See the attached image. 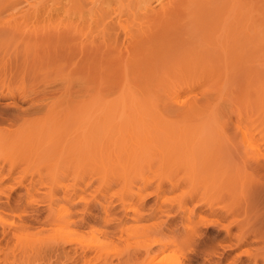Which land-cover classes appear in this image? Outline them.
I'll return each mask as SVG.
<instances>
[{"label": "rangeland", "instance_id": "1", "mask_svg": "<svg viewBox=\"0 0 264 264\" xmlns=\"http://www.w3.org/2000/svg\"><path fill=\"white\" fill-rule=\"evenodd\" d=\"M17 1L18 0H15V1L14 0H0V56L5 58V59H3L2 57H0V88L1 89L3 88L2 90H5V91H7L9 89L12 91L15 90V92H14L15 95L13 96V98H11V97L0 98V112L4 113V115L2 114L3 115L2 118H0V143L2 142V144H0V149H1V147L3 148L2 150H0V165H1L0 166V179H2V180H0V182H1L0 183V264H80V263L81 264H91L93 262H94L93 264H108V263H110V264H175L176 262H178L179 264H181V263L182 264H264V258H262V257H264V205H262V204H264V195H262V194H264V172H261V170L264 171V165H262V166L260 165L261 164L260 162H262V164H264V155H261L260 158L258 159L259 163L252 161V163H253L252 164L248 159H246V157H247L246 153H247V155L249 154V157H250V151L251 150L246 148V147L244 148L245 144H243L242 141L240 140L241 136H240V133H238V131L240 129L241 130L245 129L244 132L248 131V135L246 132L245 133H246V135L249 139V142L251 144L250 148L256 149L258 152H261L262 154H264V142H262V141H264V138H262V137H264V131H262V127H264V122H262V121H264V120L259 122V120H261L260 117L262 119H264V113L261 112V107L258 106V104L260 105V103H258V101L256 99L258 96L257 97L253 96V94L256 92L255 89H257L258 87H259L258 88L259 90L257 89L258 91H261V89L264 90V86H262V85H264V82H260V79H262V81H264V48H261L260 51H256V52H252V50L255 51V49H257V48H255V49L249 48L251 50V52H249V53L247 52L250 55H247L249 58L246 60L247 61L249 60L250 63H249V61L246 63L247 69L246 68L240 69V67H238L240 65L242 67H245V66H243V65H245L244 63L246 62V60L244 61V57H245L244 56L243 58H241L242 61L240 60L241 62H244V63L239 62L237 65L238 69H240L242 71L237 70V75H236L237 77L233 76L234 78H233L232 82H231L232 79L230 80V77H229L230 81L228 80L229 81L228 83L231 82V84H229L231 87H228V83L225 84V85H227L228 88L226 86H223L224 88L226 87L227 90L223 89L224 93H222V91H221V93H220L222 95L221 99L219 98L220 96L217 97L218 93L215 91V90H217V88L212 89L217 93V95L214 97L219 98L217 101L216 100L217 98L214 99L212 97V99H214V102L217 101V104H218V102L220 105L222 104L221 107L223 106V103H225V102L227 103V104L226 103L224 104V106H225V108L223 107L224 111L220 107L222 110L223 116H221L222 114L219 113L220 117H219V119H216L217 122H218V120L219 121L221 120L218 123H220L219 128H220V126L221 127L223 126L222 128H220L223 130H220L219 133L216 132V133L211 134L214 137V139L212 138V142L210 141L211 139L208 140L209 145L211 147L208 145V141L205 142L207 144L202 143V145H201V143L198 142L199 144L197 146L199 147V149L197 147H195L196 150L194 149L195 153H196V151H198L197 152L198 155H197V153L196 154L194 153V155H193V158L195 157L197 160V157H198V160H199V161L197 160L198 161L197 162L195 160V158L193 159L196 162L197 170L194 167L195 165L193 166L190 164L191 167L193 166L191 168V170L193 169V171L195 172L194 177L192 176V174L190 176L194 179L192 181V180H190V177L189 178H187L188 176L184 177L185 174L187 175L188 173H191L190 171H188L189 168L186 169V166L184 164V162H186V157H185V161H184V158H182L181 156H179V157L182 159V161H180L178 159V157H176L177 155H181L183 153V150L181 151L179 149V151L182 152V153H179V151L177 150L178 149L177 147H176L177 149H174L175 151L171 148L173 146L169 147V148H171V150L168 149L167 143H168V140L171 141V139L167 138V140L165 142V141H163L164 138L162 139L159 136V138L156 139V137H155V139H152L153 141L150 140L151 143L149 141H148L149 142L148 143L145 140L146 138L144 139L143 138L144 136L142 134H139V136H141V137L140 138L137 137V138H139L137 141L133 137V140H134L133 141L132 137H130V135H132L133 132H130V134L128 132L129 139H128V134L126 132L124 133V131L120 132V134L122 133L120 136L118 133V125H119V124H117L118 122L116 123V125H114L115 124L114 121H113L114 123H112L111 121H106L104 123L105 124L104 125L103 124L104 120L102 121V119H100V118L97 119V117H95L94 119L91 118L90 121H93L91 123L89 121L91 126L89 125V127L87 126L88 128L86 127L87 129L85 128L87 130V132H89V130L91 129L90 133H89L91 135V137L88 138V135L86 137L84 135V134H87L86 132H84V134L82 133V129H84V128L83 127L80 128V124L77 125L78 124V121H76L77 118L76 119L73 118L74 117L73 113L76 112L75 109H78V106H79V109L81 107V105H79V104L82 103L84 106V104H86L87 101H88L87 103H90L89 102L90 97L92 98V96L96 95V93L94 94L95 89L97 90V94L101 93V95L102 96L104 95L105 98L108 96V98H106V99H109L110 97L111 98L114 97L118 91V88H117L118 86L116 87V85H114V83L108 84L109 85L108 86V85H105L106 81L103 82V84H102L103 79L101 80V77L106 76V75H104V76L102 75L103 71H104L102 69L107 68L108 66L110 68V65L112 66V63L110 64V62H108V61H106V62L101 61L100 64L101 63L102 64L101 65L98 64L100 66V69H98L99 66L97 68H95V66H97V65L94 66V64L96 62L97 63L99 62V58H96V56L94 55L93 57H95V58L92 59L94 61V63L92 62V64H91L89 61V59L92 58V55H91L89 59L87 56L84 57L85 59L83 58L84 60H86V62L82 60L81 62H83V63H81V62L79 63L82 68L80 66H77V68L74 67V65L77 64L76 61L78 60L75 58V55H73V57L71 56V54L76 53V50H74V48H76L74 45L75 41H74V39L71 40V37H69L70 35L68 36V35L64 34V37L66 38V40H65V38L62 36V34L64 32L63 31H62L63 33L60 32L62 34H59V32H58L62 29L60 24L58 25L59 20L61 21V19H62V18L60 19V15H61L60 12L62 10L61 5H65L67 8L66 9L67 11L64 10V12H66V13L63 12L65 15V14H67V12H71V11H68V7L70 9V6H71L70 3L72 0H69V2H68V0H66V1L65 0H61V1L60 0H56V1L55 0H47V1H49L47 3H50V1H51L52 4H49V6H51V8L53 7L52 9L49 7L50 10H48L47 13L37 14L39 16H37V15L32 16V14H30V15L26 14L25 15L26 18L22 14L23 12L22 13L19 12L20 11L19 9H21V7H22L21 10H23L24 8L26 9V6L29 7L28 5L30 3L32 4V2L34 0H31V1L28 0V2H27V0H24V1H26L25 4H24L23 0H22V4H21V0H19L20 5L15 4V2L19 3ZM57 1L59 2V4L57 3ZM253 1H256V0H253ZM261 1L264 2V0H261ZM261 1H259V3L255 2L254 4L255 5L256 4L264 5V4H262ZM66 3H68V5ZM13 4H15V5H13ZM9 6H11V7H9ZM15 6H17V7H15ZM49 11H50V13H49ZM76 11L72 14L73 18H75L76 16L79 15ZM63 13H62V15H63ZM40 14H41V17H40ZM20 15H21V17H20ZM22 15L24 18L22 17ZM62 15H61V17H62ZM72 15H71V17H72ZM17 28H19V29H17ZM13 29H14V32H13L14 34L12 33ZM55 29H57L56 30L57 32H55ZM17 32L19 33L18 35H16ZM28 32H29V34H27ZM36 34H38V36ZM28 35H30L32 38H30V36H28ZM15 36H17V37L20 36L18 38V40L20 39L19 42L16 41L17 38ZM59 36H61V37H59ZM66 36L69 37L70 39L67 38ZM22 37H24V38H22ZM57 37H58V41H57ZM21 39H24V41ZM30 39H32V40H30ZM21 41H23V42H21ZM65 41H67V42H65ZM59 42H61V44ZM66 44H67V46H66ZM59 46L63 47V48L60 47L61 50H64V51L67 50V51H65L66 52L65 53L66 58L68 59V57L70 58V56H71V58H70L72 60L71 66L76 68L75 70H73L74 73L71 74V77H70V73L73 72L71 70L73 67L71 68V66L68 65V63H69L68 61H70V59L67 61L68 63L66 64L65 62L67 59L64 57H61L60 54H62V53H60L61 50H60ZM26 47H28V48L30 47L29 50H26L27 49ZM66 47H67V49H66ZM252 47L254 48V45ZM26 51H29V52H26ZM64 51H63V54H64ZM4 54H5V56H4ZM63 54H62V56H63ZM25 55H26V57H25ZM67 55H68V57H67ZM14 57H16V58L14 59ZM77 57H78V55H77ZM1 58H2V60H1ZM7 58H9V59H7ZM63 59L64 60L66 59V60L63 62V61H61ZM11 62H13V63H11ZM20 63L22 64V66ZM108 63L110 65H108ZM248 63L250 64V67L247 66ZM64 64L66 66H64ZM82 64H83V66H82ZM85 64H87V65H85ZM4 65H5L6 69L3 68ZM16 65L21 66L20 69ZM103 65H105V66H103ZM68 66L71 69H69V68L67 69ZM88 66H90V67H88ZM12 67H13V69H12ZM63 67H66V68H63ZM78 67L81 68L80 72H79L80 68H78ZM237 67H236V69H237ZM64 70H65V72H64ZM98 71L99 72L102 71V72L99 73ZM107 71L108 70L106 69L104 71V73L107 74ZM243 71H245V73ZM246 71L249 73V76H248L249 79H248V77H246L248 74ZM79 73L81 74L80 78L82 77L81 78L82 80L80 78H78ZM82 73H84V76ZM250 73H251V75H250ZM60 74H63L64 76L63 75L61 76ZM67 74L69 75V77H68L69 80L66 78L68 76ZM74 74H75V77H77L76 79H75V77L72 78L74 76ZM10 75H12V76H10ZM65 75H66V77H65ZM60 77L62 79L65 78V80L61 81ZM231 78H232V76H231ZM75 80H77V82H78V83L77 82L76 83L79 85V89H78V85L77 86L75 85L76 84L74 82ZM83 80H85V81H83ZM89 80H91L93 83H96L98 87H95L96 85H94ZM108 80H107V82H108ZM249 80L252 82V84H251V82H249ZM253 80H255V82H258V83H255L256 84L255 85ZM68 81L71 82V85H70V83H68ZM110 82H112V81H110ZM7 83H8V86H7ZM72 83H74V84L72 85ZM91 83L94 85L93 88L91 87L93 85L89 86V84H91ZM247 83H250L251 86L254 85L255 87L252 86L250 89V85L248 84L249 85L248 86ZM83 85H84V87H83ZM246 85H247V90H245ZM11 86H12V88H10ZM72 87H73V91H72ZM1 89H0V92L2 91ZM65 89L71 90V91H69V93H68V91ZM53 90H56V93L53 92ZM202 90L205 91V90H209V89H204V88L193 89L194 93H192L193 91L185 90L186 93L184 92L183 94H181L182 96L180 95V97H182L184 99H180V100L188 101L189 99H192L191 97H189V95H191L192 97L196 96V98L198 97L197 99H199L201 97L200 95L202 94L201 93ZM225 90H226V92H225ZM65 91H66V93H65ZM76 91H78V92H76ZM248 91L250 93L247 95H249V97L251 96V100H254V101L250 100L252 102V104L255 103V105H253V106H251V102L249 101V99H247L249 97L247 95L244 96L246 94V92H248ZM251 91H253V94ZM41 92H43V93L41 94ZM45 93L48 96H46ZM74 93H76V94L78 93L79 95L77 94V96H76ZM211 93H213V91ZM60 94L61 95L63 94L62 97ZM214 94H212V96ZM224 94H227V95H224ZM235 94H238L237 96H239V97H236ZM257 94H259V93H257ZM54 95H56V96H54ZM65 95H67V96H65ZM68 95H69V98L67 100L66 97H68ZM58 96L60 98H58ZM83 97H84V99H83ZM252 97H254V98L252 99ZM244 98H245V102L243 101ZM35 99H37L38 101H36ZM42 99H46V101L43 103H45L47 106L45 104H43L44 106L41 104ZM57 99H62V100H60V102L61 101L62 102L59 103V100H57ZM75 99L78 101L82 100V102L79 101L80 103L79 102L77 103V101ZM85 99H87V100H85ZM31 100H33V101L35 100V102H37V103H34L36 106L34 104H31V102H30ZM47 100H48V103H47ZM84 100H85V102H84ZM258 100H260V99H258ZM11 101L15 102V105H13L15 107H13L12 105L10 106L8 104ZM65 101H66L67 105L65 104ZM222 101H223V103H222ZM255 101H257V102H255ZM249 102H250V104H249ZM49 103L50 104L52 103L51 105H53L54 108L52 107L49 109V105H50ZM69 103H70V105H69ZM231 103L233 106L231 105ZM228 104H229V106H227ZM5 105L6 106L9 105V106L6 107ZM33 105L38 110H35L36 108H33L34 107ZM74 105H77V106H74ZM255 106H257L258 108ZM69 107L73 108V110H74V111L72 110L73 113H70V115H69V111H71V109L69 110ZM86 107H87V105H86ZM158 107L160 109L162 108L159 105H158ZM252 107H254L255 109L257 108L258 112H257V110L255 111L254 108L252 109ZM61 108L62 109L65 108V109L62 111ZM59 109H61V110H59ZM249 109H250V111H249ZM19 110H20L21 114L19 113ZM48 110H50V111H48ZM225 110L228 113L225 112ZM252 110H254V113ZM2 111H4V112H2ZM86 112H88L87 109H86ZM216 112H218V111H216ZM256 112H257V114H255ZM66 113L69 117L66 115ZM83 113H85V111L81 112V114H82L81 116H83V118H84L85 115H83ZM229 113H230V115H229ZM250 113H251V115H250ZM64 114L66 116H64ZM75 114H80V113H75ZM87 114L89 116V113H87ZM237 114H238V117H237ZM42 115H44V116H42ZM47 115H48L50 120H48ZM227 115H229V116H227ZM15 116L16 117L18 116L16 121H15V119H16ZM81 116H79L80 120H82ZM88 116H87V118H88ZM256 116H258V117H256ZM10 117H12V118H10ZM19 117H23V118L20 119ZM79 117H78V120H79ZM61 118L63 119L62 120L63 122L60 120ZM51 119L54 120V121L52 120V122H54V123L51 122ZM64 119H66V120L64 121ZM251 119H253V120L251 121ZM58 120H59V123H58ZM80 120H79V122H80ZM88 120H89V118H88ZM100 120H101V122H100ZM256 120H257V122H256ZM84 121H86V120H84ZM98 121H99V123H96ZM223 121H225V122H223ZM67 122H69V123H67ZM94 122H95V124H94ZM261 122H262V125H260ZM85 123L86 124L83 123V125H87L88 122H85ZM109 123H111L112 126L114 125L115 128H113L112 126H109ZM237 123H238V125H237ZM253 123L254 124L256 123L255 126ZM56 124H58V125H56ZM66 124H69L70 127ZM223 124L226 125L225 128H224ZM51 125H53V127ZM72 125H74V126H72ZM76 125H77V127H76ZM102 125H103V127H102ZM66 126H68V127H66ZM104 126H105V128H104ZM77 128L81 129V131H79V129H77ZM102 128H104V129H102ZM217 128H218V126H217ZM236 128L239 130H237ZM258 128H261V130ZM21 129H24V130L22 131ZM69 129H71V130H69ZM74 129L78 130L79 132H77V131L75 132ZM62 130H64L63 133H61ZM103 130H107V131H105L108 134V136L106 135L107 136L106 138L104 136V134H106V133H104V134L102 133ZM33 131H35V132H33ZM44 131H46V132L44 133ZM261 131H262V133H261ZM70 132H72V133H70ZM80 132H81V134H79ZM108 132H110L111 135ZM228 132H230V133L228 134ZM258 132H260V134H257ZM41 133H43V134H41ZM67 133H69V134L66 136ZM73 133H76V134H74V136H73L72 135ZM233 133L236 135V137H235V135H233ZM33 134H35V135H33ZM48 134H49V136H48ZM78 134L80 137H78V136L76 137V135H78ZM18 135L20 136V138ZM41 135H43V136H41ZM113 135H114V137H113ZM258 135H260V136H258ZM31 136H32V138H31ZM34 136H36V137H34ZM83 136L86 137V142H88V141H89L88 143L91 142V145H89L88 143H85V139H82ZM97 136H99V138H100L99 140H98ZM100 136L101 137L104 136V137L101 138ZM230 136H232V137H230ZM73 137H76L77 140L76 139L74 140ZM108 137H111V138H108ZM115 137H117L116 141L114 140ZM1 138L3 139V141ZM8 138H9V141H8ZM25 138H27V139H25ZM63 138H65V140H63ZM141 138H143V139H141ZM232 138H235V139L232 140ZM48 139H50L51 142ZM223 139H225V140H223ZM258 139H260V140H258ZM40 141H42L43 143ZM48 141H49V144H48ZM61 141H62V144L60 143ZM75 141L79 142V143H76ZM98 141H100L101 143ZM113 141H115V142H113ZM122 141H124V142H122ZM127 141L129 143H127ZM188 141H190V140H188ZM134 142L136 144L135 146H134ZM162 142H165V143L162 144ZM3 143H5V144H3ZM64 143H66V144L64 145ZM131 143H132V145H131ZM141 143H142V145H144V146H142V148L144 147L145 150L147 151V153L145 150L141 151L142 150ZM173 143L175 144L176 142L173 141ZM191 143H192V141H191ZM45 144H47V146ZM79 144H82L81 151L79 150L81 145L77 146ZM87 144L89 145L88 146L89 148L86 147ZM127 144L128 145L130 144L129 145L130 147ZM151 144H153V145H151ZM186 144L190 145L188 142ZM203 144L205 147L203 146ZM171 145H173V144H171ZM227 145H229V146H227ZM59 146H60V149H59ZM113 146H114V149H113ZM202 146L205 148V150L203 149ZM46 147H49V148H47V151L45 150ZM62 147L65 149L62 150ZM77 147H79V148H77ZM90 147H91V149H90ZM137 147H139V148H137ZM5 148H6V150H5ZM105 148H107V149H105ZM108 148H109V150H108ZM132 148H133V150H132ZM155 148L159 149V150H157V152H156ZM225 148H226V150H225ZM84 149H86L85 152H84ZM98 149H99V151H98ZM58 150H60V152L62 150L63 153L57 152ZM64 150L68 151V153ZM107 150H108V152H107ZM117 150H119V151L116 153ZM232 150H233V153H232ZM3 151H5V152H3ZM87 151L88 152L91 151V152L88 153ZM134 151H136L137 155L139 153L140 154L142 153L141 155H143V153H146L147 159H144V160H147L148 162L147 161H146L147 163L141 162L143 159V156L140 157V155H139L137 157V155H136V157H134L135 156ZM227 151H229V152H227ZM247 151H249V153ZM80 152L81 153L84 152V153L81 155ZM158 152H161V154ZM168 152L169 153L174 152L175 154L176 153L177 154H176V156L174 154L173 155L171 154V156H170V154ZM87 153L90 155V157H91V158L89 157L90 159L88 158ZM98 153H99V156L101 155L102 160L100 159V157L98 159V156H96V154L98 155ZM164 153L167 154L168 156L165 155ZM226 153L228 155H226ZM244 153H245V155H243ZM27 154H29V155H27ZM39 154L41 156H43V155L44 156L41 158V156H39ZM104 154L107 155L108 157L105 156ZM111 154H113L114 156L111 157L112 156ZM59 155H60V160L58 159ZM128 156L129 157L132 156V157L129 158ZM212 156L214 158H212ZM244 156H246V157H244ZM31 157H33V159H31ZM51 157H53V158H51ZM56 157H58V158H56ZM114 157L116 158V162H114L115 161ZM121 157H122V160H121ZM169 157L170 158L173 157V159H176L177 161L175 160V163L176 162L177 163L174 164L172 162L173 159L170 160ZM209 157H210V159H209ZM231 157H233V158H231ZM238 157H240V158H238ZM242 157H244L245 160ZM35 158H36V160H35ZM50 158H51V160H50ZM95 158H97L98 162L100 161L99 164L97 163ZM112 158H113V160H111ZM125 159H127V160H125ZM189 159H187L188 160L187 163L188 162L191 163L189 161ZM228 159H233V160L230 161ZM239 159H241V160H239ZM93 160L95 161V164H94ZM105 160H108V161L110 160V161L108 162ZM117 160H119V162ZM178 160L180 161L179 166H178V164H179ZM243 160L245 162H243ZM57 161H59V162H57ZM124 161L125 162L127 161L128 163L126 162V165H125ZM229 161L232 163H229ZM4 162H6V163H4ZM54 162H55V164L56 163H58V164L55 165ZM74 162H75V164H74ZM117 162L119 164H121V167L119 166V164ZM181 163H182V165H181ZM243 163H244V165H243ZM248 163H249V165H248ZM109 164L111 166H109ZM188 164H187V167H188ZM208 164L211 165L210 169H208V167H207V166H209ZM232 164H233V166H232ZM44 166H46L47 168H45ZM182 166H183V168H182ZM198 166H199V168H198ZM232 167H233V169H232ZM259 167L262 169H259ZM249 168H251V169H249ZM4 169H5V171H4ZM122 169L124 170V173H123ZM234 169H235V171H234ZM107 170H108V172H107ZM177 170L179 172L180 171L181 172L179 173ZM208 170H209V172H208ZM212 170H214V171L212 172ZM120 171H121V173L119 174L118 172H120ZM182 171H183V173H182ZM222 171L224 173H221ZM104 172L107 173V174H105L106 176L103 175ZM253 172H254V174H252ZM116 173H118V174H116ZM123 174H125V176L127 177L126 179H123L124 178L122 176ZM174 174H176V175H174ZM196 174L199 176H197ZM211 174H213L212 177H214V179L211 177ZM256 174H258V175H256ZM5 175H6V177H5ZM219 175H221L223 178L221 179L220 178L221 176H219ZM254 175H256V176H254ZM206 176H208L210 179L208 177L206 178ZM249 176H251V177L253 176V179ZM129 177H130V179H129ZM180 177L184 178L182 181L183 182L182 186L179 185L174 189H173V187L171 188L170 183H169L170 180L174 179V178L179 180ZM181 178H180V181L182 180ZM196 178L198 180H196ZM205 178H206V181H205ZM211 178L213 181H210ZM216 178L217 179L220 178V180H216ZM159 181H161L160 183L162 184V186H164L163 188L165 190H163L162 188H160V190H158L159 187H156V186H159L158 185ZM190 181H191V183H190ZM200 181H202L203 183L205 181L204 184L206 187H204V185H202L203 183ZM142 182H143V184H142ZM188 182H189L190 187L188 186ZM212 182L215 183V184L213 183V185H215V186L220 185L219 188H217L218 186H216V187L214 186L216 191H214L215 190L214 188H213L214 190L212 188H207L208 184L212 183ZM156 183H157V185H156ZM185 183H186V185H185ZM195 183H198V184H195ZM151 184H153V186ZM161 184H160V186H161ZM192 184L195 186H193ZM257 184L260 185L261 187L258 186ZM183 185H185V188H183ZM142 186L145 190L142 188ZM149 186H150V188H149ZM198 186H201V188L198 189L199 188ZM77 187H82L79 195L81 196V198H83V200L80 201L77 205H75V208H74V205H72L74 203L72 201H74V198L76 197V195H74L76 193H74V192H76ZM84 187H86V188H84ZM210 187H213V186H210ZM154 188L158 191H156ZM204 188L205 189L207 188V189L205 190ZM239 188H241V191H239L240 190ZM256 188H257V190H256ZM70 189L72 191H70ZM195 189L200 190V191H195ZM67 190L69 193L67 192ZM140 190H141V192H140ZM153 190H155V192H153L155 195L152 193ZM161 190H163V191H161ZM134 191H136V192H134ZM45 192L48 195H46ZM158 192H162V193L159 194ZM201 192H204V194L202 193L203 197H201ZM188 193H191V194H188ZM209 193H211V194H209ZM222 193H225L226 198H225V195H222ZM232 193H234V194H232ZM197 194H198V197L193 196V195H197ZM62 195L64 196V198ZM68 195H70V196H68ZM146 195H147V198L145 199ZM139 196L140 197L142 196L145 200L141 199L142 197L139 198ZM192 196L195 197V200L198 198L202 202H204V204L199 205L200 206L199 209H193L192 206L195 204L197 205L198 202L195 203L197 201L196 200L194 203H192L194 201ZM261 196H262V198H261ZM163 197L164 198L166 197V198L163 199ZM211 197L214 200H211V202H210ZM223 197H224V199H223ZM67 198L69 200H67ZM136 198H138V199H136ZM207 198H209V199H207ZM139 199H140V201L143 200V203L141 202L143 204V207H142V204H140ZM174 199H176V200H174ZM180 199L181 200H187L188 211L186 213L181 212V211H177V213H176V209H177L176 206H177ZM205 199H207V201L209 200V203L207 201H205ZM70 200H72L71 201L72 203L70 202L71 205H70V203H68V201H70ZM123 200H124V202H123ZM85 201H87V203ZM120 201L123 204H127V205H125V208H127L129 210H127V209H126L127 211L124 210L127 213L122 211L121 207L123 206V204L120 203ZM201 201H199V202H201ZM213 201H214V203H213ZM135 202L139 203L138 204L139 206ZM162 202H163V204L167 203V205L164 206L162 204ZM259 202H260V204H259ZM207 203H208V205H207ZM235 203H237V204H235ZM120 204H122V206ZM152 204H153V206H152ZM155 204H157V206ZM159 204L160 205L162 204V207ZM240 204L242 207L240 206ZM118 205H119V207H118ZM146 205L148 207H146ZM154 206H156L155 207L156 211L153 213ZM166 206H168V207H166ZM205 206H206V208H205ZM207 206L209 207L208 209H207ZM210 206H211V208H210ZM228 206H230V209ZM160 207H161V211H158L160 209ZM165 207L167 208L166 209L167 211L165 210ZM227 207H228V211H226ZM150 208H151V210H153L152 212H151ZM162 208H163V210H162ZM133 209H134V211H133ZM168 209H171L169 211L170 215H172L174 212L175 217L172 215V217H174V219H172V217H170V216H169V219L167 218L168 217L167 216L168 215L167 214ZM206 209L208 210V212L206 211ZM164 210L166 211V214H165ZM59 211H60V213H59ZM67 211L71 213V214L69 213L70 216L67 214ZM163 211H164V213H163ZM225 211H226V213H224ZM65 212H66L67 216L65 215ZM106 212L109 214L108 216L106 215L107 214ZM123 212L125 215L126 214L127 215L126 216L123 215L122 214ZM201 212L202 213L204 212L203 215L201 214ZM236 212H237V214L235 215ZM161 213H163V214H161ZM229 213L231 214V216ZM60 214L61 215L64 214L65 216H61ZM117 214H118V216H117ZM204 214H206V215H204ZM89 215H91V216H89ZM148 215H150L151 217ZM238 215H239V217H238ZM83 216H86V217L88 216V218H89L88 222L86 224H84L83 226H78V225H74V224H71V225L67 224V222H71V220L76 221V220L80 219V217H83ZM31 217H33V218H31ZM91 217H92V219H90ZM58 218H60V219H58ZM131 218H132V220H131ZM170 218H171V220H170ZM119 219H121V220H119ZM165 221L168 225H166ZM168 221H171L170 222L171 224ZM172 221H174L175 223ZM261 221H262V223H261ZM172 223H174V225H172ZM176 223H178V224H176ZM259 223H261V224H259ZM182 224H184V225H182ZM156 225H158V226H156ZM149 226H150V229H152V230H149V228H148ZM169 226H172L171 227L172 229H174L175 227L178 228V231L180 229L183 236L181 235L180 231L178 234V231L176 228H175L176 231L175 230L173 231L171 228H169ZM181 226L182 227L187 226V227H189V230L191 228V231H193L195 229L197 231L195 230V232L193 231V233L192 232L189 233L191 235H188L186 237L188 228L184 227L185 228V231H184V229L183 230L181 229L182 228ZM190 226H192V227H190ZM186 228H187V230H186ZM168 229H169V231L172 230L174 232V233L170 232V234H172V236H174L175 233H177L179 236H181L178 238H180V239L183 238V239L179 240L182 243V244H180L181 246H179V248L177 246L174 247L173 244L171 247L170 243L167 244V246H169L168 248H166L167 247L166 245H165V247H162V244H160L161 246L160 245L159 246L161 247V249L157 244H153V245L150 244V243H152V241H154V239H159L157 237L159 236L158 232L160 230H161V233H167V235H165V236L163 234H160V237H161V235L164 236L163 240H165V237L169 238V236H171V235L168 236V233H169ZM165 230L168 232H166ZM182 231L186 232V233L183 234ZM143 232H145V233L147 232L148 234L145 235V233H143ZM60 233L63 236L62 235L60 236L59 235ZM154 233L155 234L158 233L157 237H156V235H151ZM57 235H59V236H57ZM68 235L73 236V237H71V239L73 238L72 240H75V242L71 241V239H69L70 237ZM184 235L186 237L185 238L186 243L184 242V245H183ZM175 236L177 238V235H175ZM175 236H174V239H175ZM162 237H161V239H159L161 241V243H162ZM101 239H103V241ZM104 239H105V241H104ZM169 239H171V241H173L172 238H169ZM68 240H70V241H68ZM166 240H168V239H166ZM165 241H163V243ZM177 241L178 240L176 239V242ZM179 241H178V243H179ZM174 242H175V240H174ZM82 243H84V244H82ZM95 243H98V244H95ZM105 243L107 246L105 245ZM165 243H167V241ZM82 245L86 246V247H83ZM149 245H152V246H149ZM175 245H179V244L176 243ZM145 246H147L149 249L151 247V249H150L151 251L149 249H145V248H147ZM185 246L186 247L189 246V247L186 248ZM100 247L103 249H101ZM183 247L185 250L183 249ZM164 248H165V250H164ZM32 249H35V250H32ZM37 250H38V252H37ZM146 250H149V252L147 253ZM158 250H159V252H158ZM160 250H162V251H160ZM100 251H102V252H100ZM107 251H109V252H107ZM147 254H149V255H147ZM161 255L163 256V258ZM145 257H146V259H145ZM150 257H151V260H150ZM159 257H161L160 259H162V260L164 259L165 262L160 261ZM105 258H106V261L104 260ZM175 258L177 259L176 261H175ZM85 259H86V261H85ZM87 259L89 260V262L87 261ZM5 260H7L9 262H7Z\"/></svg>", "mask_w": 264, "mask_h": 264}, {"label": "bare ground", "instance_id": "2", "mask_svg": "<svg viewBox=\"0 0 264 264\" xmlns=\"http://www.w3.org/2000/svg\"><path fill=\"white\" fill-rule=\"evenodd\" d=\"M15 1V0H14ZM24 1V0H23ZM29 1H31V0H29ZM56 1V0H55ZM61 1V0H60ZM66 1V0H65ZM253 0H72L71 1V3H70V9H69V7H68V11H71V12H67V14H65L64 15V13H66V12H64V10L65 11H67L66 9V6L65 5H61V12L63 13V15H62V13L60 12V14L62 15V17H61V15H60V19H61V21L59 20V23H58V25L60 24V26L62 27V29L60 30V31H58L59 32V34H62L63 32V34H62V36L64 37V34L65 35H70L69 37H71V40H73L74 39V41H75V47L76 48H74V50H76V53H73V54H71V56L73 57V55H75V58L76 59H78L76 62H77V64L76 65H74V67H76L77 68V66H80V62L83 60V61H85L86 62V60H84L85 58V56H87L88 57V59L90 58V56L92 55V58L91 59H89V61H90V63L92 64V62L94 63V61L92 60V59H94L95 57H93L94 55L96 56V58H99V62L97 63H95L94 64V66L95 65H97V66H95V68H97L99 65H101L100 64V62L102 61H104V62H106V61H108V62H110V64L112 63V66L108 63V65H110V68H109V66L107 67V68H103L102 70H108L107 71V74L109 75H107L106 73H104V71H103V76L104 75H106L105 77H101V80H102V84H103V82H105V85H108V84H113L114 83V85H116V87L118 88V91H117V93H116V95L114 96V97H110L109 99H106V98H108V96L105 98V96L103 95H101V93L99 94H97V90L95 89V92H94V94L96 93V95L95 96H92V98L90 97V103H87L86 102V104H84V106H83V104L81 103V104H79V105H81V107H80V109H79V106H78V109H75V111L76 112H74L73 113V108H70L69 107V110L71 109V111H69V115H70V113H73V115H74V117L73 118H77V120L76 121H78V124L77 125H79L80 124V128H86L87 126L89 127V125H90V123L91 122H93V121H90L91 120V118H95V117H97V119H102V121L104 120V122H103V124L106 122V121H111L112 123H114L115 122V124L114 125H116V123L117 124H119L118 125V133H119V135L121 136V134H120V132H122V131H124V133L126 132L127 134H128V132H129V134H130V132H133L132 133V135H130V137H132V140H133V137H134V139L137 141L141 136H139V134H142L144 137V139L148 142H150V140H152V139H155V137H156V139L157 138H159V136H160V138H164L163 139V141H165L166 142V140H167V138L168 139H171V141L170 140H168V143H167V147H168V149H170L171 150V148L174 150V149H177L178 151H179V149L182 151L183 150V153L181 152V151H179V153H182L181 155H177L176 156V154L173 152V153H169L170 154V156H171V154L173 155H175L176 157H178V159L180 160V161H182V159L179 157V156H181L182 158H184V161H185V157H186V162H184V164H185V166H186V169L187 168H189L188 169V171H190L191 173H188L187 175L185 174V176L184 177H186V176H188L187 178H189L190 176H191V174H192V176L194 177V171H193V169L191 170V168L194 166L195 168H196V170H197V165H196V162H195V160H196V158H195V160H193L194 158H193V155H194V151L196 150L195 149V147H197L198 149H199V147L197 146L199 143H201V145H202V143H204V144H207V143H205V142H207L208 140H210L211 142H212V138L214 139V137H213V135H211L212 133H216V132H220V130H223V129H220V128H222L221 126H220V128H219V124L220 123H218V122H220L219 120H218V122H217V120L216 119H219V113H221L222 115L221 116H223V113H222V110L224 111V108H225V106H224V104L226 103H223V101H222V103H223V106L221 107V105L219 104V102H218V104H217V101H218V99L220 98H222V95L220 94L221 93V91H222V93H224V90L223 89H226V87H227V85H225V84H227L231 79V82L233 81V78L237 75V70H239V71H242V70H240L241 68H246L247 69V67H246V63L249 61H247L246 59H248L249 57L247 56V55H250V54H248L249 52H251V50L249 49V48H251V49H255V48H257V49H255V51L254 50H252V52H256V51H260L261 50V48H264V5H261V4H254L255 2H257V3H259V1H261V0H256V1H253ZM17 2H19V0L17 1ZM27 2H28V0H27ZM46 2V3H45ZM47 2H49V1H45V0H34L33 2H32V4L30 3H28L29 5V7H27L26 5V9L24 8L23 10H21L22 9V7H21V9H19L20 11L19 12H23L22 14L25 16L26 14L28 15H30V14H32V16L34 15V16H36L37 14H39V13H42V14H45V13H47L48 12V10H50L49 9V7L51 8V6H49V4H52L51 3V1H50V3H47ZM64 2V1H63ZM68 2H69V0H68ZM262 2V1H261ZM260 2V3H261ZM26 3V1H24V4ZM57 3L59 4V2L57 1ZM56 3V4H57ZM61 3V2H60ZM15 4H19L20 5V2L19 3H16L15 2ZM15 4H13V5H15ZM21 4H22V0H21ZM67 5H68V3H66ZM262 4H264V2H262ZM4 5V4H3ZM6 5V4H5ZM60 6V5H59ZM9 7H11V6H9ZM13 7V6H12ZM15 7H17V6H15ZM14 8V7H13ZM20 8V7H19ZM28 8V9H27ZM53 8V7H52ZM51 8V9H52ZM47 10V11H46ZM79 14L78 16H76L75 18H73V13L75 12V11ZM58 11V10H57ZM54 12V11H53ZM59 12V11H58ZM20 13V14H21ZM49 13H50V11H49ZM56 13V12H55ZM53 14V13H52ZM23 15H22V17H23ZM71 15H72V17H71ZM37 16H39V15H37ZM43 16V15H42ZM52 16V15H51ZM20 17H21V15H20ZM40 17H41V14H40ZM24 18V17H23ZM25 18H26V16H25ZM49 18V17H48ZM9 27V26H8ZM15 29V28H14ZM14 29H13V31H12V33L14 32ZM17 29H19V28H17ZM57 29H55V32H57L56 31ZM20 31V30H19ZM34 31V30H33ZM63 31V32H62ZM54 32V33H55ZM60 32H62V33H60ZM35 33V32H34ZM37 33V32H36ZM53 33V34H54ZM14 34V33H13ZM19 33L17 32V34L16 35H18ZM27 34H29V32L27 33ZM58 34V33H57ZM56 34V35H57ZM21 35V34H20ZM37 36H38V34H36ZM55 35V36H56ZM27 36V35H26ZM28 36H30V35H28ZM36 36V37H37ZM17 39H16V41L17 42H19V40H18V38L20 37H17V36H15ZM59 37H61V36H59ZM62 37V38H63ZM67 37V36H66ZM69 37H67V38H69ZM22 38H24V37H22ZM27 38V37H26ZM30 38H32L31 36H30ZM61 38V39H62ZM65 38V37H64ZM70 39V38H69ZM21 40H23L24 41V39H21ZM30 40H32V39H30ZM65 40H66V38H65ZM68 40V39H67ZM23 41H21V42H23ZM27 41V40H26ZM25 41V42H26ZM29 41V40H28ZM57 41H58V37H57ZM65 42H67V41H65ZM73 42V41H72ZM60 44H61V42H59ZM58 43V44H59ZM59 44V45H60ZM68 44V43H67ZM67 44H66V46H67ZM28 45V44H27ZM26 45V46H27ZM254 45V48L252 47ZM257 46V47H256ZM61 46H59V48H60ZM259 47V48H258ZM27 49L26 50H29V48L28 47H26ZM61 48H63V47H61ZM61 48H60V50H61ZM66 49H67V47H66ZM70 49V48H69ZM259 49V50H258ZM249 50V51H248ZM63 51L64 50H61L60 51V53H62L63 54ZM65 51H67V50H65ZM64 51V54H63V56H62V54H60L61 55V57H64V58H66V52ZM26 52H29V51H26ZM248 52V53H247ZM15 53V52H14ZM247 53V54H246ZM25 54V53H24ZM78 55V57H77V55ZM16 55V54H15ZM4 56H5V54H4ZM71 56H70V58H71ZM98 56V57H97ZM245 56V57H244ZM0 57H2V56H0ZM25 57H26V55H25ZM60 57V56H59ZM67 57H68V55H67ZM244 57V61L246 60V62L244 63V62H241L242 61V59L241 58H243ZM3 58V57H2ZM2 58H1V60H2ZM10 58V57H9ZM9 58H7V59H9ZM16 57H14V59H15ZM18 58V57H17ZM69 57H68V59L66 60V64L68 63V65L69 66H71L72 64H71V59H70ZM84 58V59H83ZM3 59H5V58H3ZM12 59V58H11ZM24 59V58H23ZM22 59V60H23ZM70 59V61H68ZM75 59V60H76ZM13 60V59H12ZM27 60V59H26ZM25 60V61H26ZM64 59L63 60H61V61H65ZM241 60V61H240ZM10 61V60H9ZM24 61V62H25ZM59 61V60H58ZM68 61V62H67ZM2 62V61H1ZM19 62V61H18ZM62 62V63H63ZM84 62V63H85ZM244 63L245 65H243V66H245V67H242L240 64V66H238V67H240V69H238V67H237V65H238V63ZM6 63V62H5ZM11 63H13V62H11ZM81 63H83V62H81ZM249 63H250V61H249ZM247 64V66L248 67H250V64ZM2 64V63H1ZM4 64V63H3ZM7 64V63H6ZM17 64V63H16ZM21 64V63H20ZM99 64V65H98ZM85 65H87V64H85ZM3 66V65H2ZM16 66H18L19 67V69H20V67L22 66V64H21V66H19V65H16ZM61 66V65H60ZM64 66H66L65 64H64ZM69 66L67 67V69L69 68ZM82 66H83V64H82ZM103 66H105V65H103ZM14 67V66H13ZM13 67H12V69H13ZM73 66H71V68H72ZM69 68V69H71L72 71L73 70H75L76 68ZM81 67V66H80ZM80 67H78V68H80ZM85 67V66H84ZM88 67H90V66H88ZM87 67V68H88ZM236 67H237V69H236ZM3 68H5L6 69V67H5V65H4V67ZM63 68H66V67H63ZM82 68V67H81ZM81 68H80V70H79V72L81 71ZM59 69V68H58ZM98 69H100V66L98 67ZM110 69V70H109ZM236 69V70H235ZM85 70V69H84ZM21 71V70H20ZM62 71V70H61ZM68 71V70H67ZM70 71V70H69ZM235 71V72H234ZM64 72H65V70H64ZM71 72V71H70ZM99 72V71H98ZM102 72V71H101ZM101 72H99V73H101ZM109 72V73H108ZM244 73H245V71H243ZM247 72V71H246ZM10 73V72H9ZM18 73V72H17ZM72 73H74V71L73 72H71L70 73V77H71V74ZM248 73V72H247ZM255 73V72H254ZM69 74V73H68ZM67 74V75H68ZM77 74V73H76ZM83 74V76H84V73H82ZM256 74V73H255ZM22 75V74H21ZM61 76L63 75V74H60ZM78 75V74H77ZM80 73H79V76H78V78H80ZM250 75H251V73H250ZM10 76H12V75H10ZM64 76V75H63ZM231 76H232V78H231ZM234 76V77H233ZM245 76V75H244ZM249 76V73L247 74V76L246 77H248ZM65 77H66V75H65ZM69 75L66 77L68 80H69ZM75 77V74H74V76L72 77V78H74ZM229 77H230V80H229ZM237 77V76H236ZM61 78V77H60ZM77 77H75V79H76ZM82 78V77H81ZM80 78V79H81ZM86 78V77H85ZM109 80H108V79ZM66 79V80H67ZM99 79V78H98ZM247 79V78H246ZM248 79H249V77H248ZM63 80H65V78L64 79H62L61 78V81H63ZM82 80V79H81ZM107 80H108V82H107ZM229 80V81H228ZM71 81V80H70ZM70 81H68V83H70V85H71V82ZM83 81H85V80H83ZM89 81H91V80H89ZM110 81H112V82H110ZM247 81V80H246ZM254 81V84L255 83H258V82H255V80H253ZM257 81V80H256ZM66 82V81H65ZM75 83L77 82V80H75L74 81ZM81 82V81H80ZM79 82V83H80ZM92 82V81H91ZM231 82L230 83H228V87H231L229 84H231ZM249 82H251L250 80H249ZM260 82H264V81H262V79H260ZM9 83V82H8ZM8 83H7V86H8ZM61 83V82H60ZM67 83V82H66ZM78 83V82H77ZM75 84L76 86L78 85V84ZM82 83V82H81ZM84 83V82H83ZM93 83V82H92ZM89 84V86L90 85H96L95 87H98L97 86V84L96 83H93V84ZM98 83V82H97ZM74 83H72V85H73ZM250 85V83H247V85ZM251 84H252V82H251ZM94 85L93 86H91L92 88L94 87ZM206 85V86H205ZM247 85H246V87H245V90H247ZM248 85V86H249ZM256 85V84H255ZM262 85V84H261ZM62 86V85H61ZM109 86V85H108ZM223 86H226L225 88L223 87ZM252 86H254V85H252ZM251 85H250V89H251V87H252ZM260 86V85H259ZM262 86H264V85H262ZM3 87V86H2ZM69 87V86H68ZM83 87H84V85H83ZM90 87V88H91ZM208 87V88H207ZM223 87V88H222ZM227 87V88H228ZM255 87V86H254ZM253 87V88H254ZM10 88H12V86L10 87ZM67 88V87H66ZM70 88V87H69ZM68 88V89H69ZM82 88V87H81ZM91 88V89H92ZM115 88V87H114ZM197 88H204V89H211L210 91L209 90H202V94L200 95L201 97L199 98V99H197L196 98V96H191V95H189V97H191L192 99H189L188 101H182V100H180V99H184V98H182V97H180V95L181 94H183L184 92H185V90H188V91H193V89H197ZM217 88V90L219 91H217V90H215L217 93H218V95H217V93L214 91V90H212V89H216ZM220 88V89H219ZM259 88V87H258ZM257 88V89H258ZM262 88V87H261ZM260 88V89H261ZM1 89V88H0ZM3 89V88H2ZM1 89V90H2ZM7 89V88H6ZM78 89H79V85H78ZM105 89V88H104ZM231 89V88H230ZM249 89V88H248ZM255 89V88H254ZM257 89H255L256 90V94L254 93L253 94V91H251L252 92V94H253V96H258L256 99H257V101H258V103H260V105L258 104V106L259 107H261V112L262 113H264V90H262L261 89V91H258ZM40 90V89H39ZM42 90V89H41ZM65 90H67V89H65ZM109 90V89H108ZM107 90V91H108ZM227 90V89H226ZM226 90H225V92H226ZM233 90V89H232ZM5 90H2L1 92H0V98H8V97H11V98H13V96L15 95V90H7V91H5ZM17 91V90H16ZM20 91V90H19ZM45 91V90H44ZM60 91V90H59ZM58 91V92H59ZM62 91V90H61ZM68 91V93H69V91H71V90H67ZM72 91H73V87H72ZM195 91V90H194ZM194 91L192 92V93H194ZM213 91V93H211ZM18 92V91H17ZM24 92V91H23ZM49 92V91H48ZM53 92H55L56 93V90H53ZM75 92V91H74ZM76 92H78V91H76ZM100 92V91H99ZM196 92V91H195ZM208 92V93H207ZM21 93V92H20ZM43 92H41V94H42ZM47 93V92H46ZM45 93V94H46ZM50 93V92H49ZM60 93V92H59ZM58 93V94H59ZM65 93H66V91H65ZM67 93V94H68ZM186 93V92H185ZM215 93V94H214ZM250 92L248 91V92H246V94L244 95V96H246L247 94H249ZM257 93H259V94H257ZM22 94V93H21ZM48 94V93H47ZM46 94V96H48ZM52 94V93H51ZM76 96H77V94L76 93H74ZM199 94V93H198ZM212 94H214L213 96H212ZM61 95V94H60ZM63 95V94H62ZM62 95H61V97H62ZM79 95V94H78ZM81 95V94H80ZM83 95V94H82ZM100 95V96H99ZM193 95V94H192ZM217 95V97H219V98H217V97H214V96H216ZM224 95H227V94H224ZM236 95V97H239V96H237L238 94H235ZM234 95V96H235ZM26 96V95H25ZM54 96H56V95H54ZM65 96H67V95H65ZM84 96V95H83ZM86 96V95H85ZM102 96V97H101ZM182 96V95H181ZM185 96V95H184ZM242 96V95H241ZM240 96V97H241ZM248 97H249V95H247ZM64 97V96H63ZM72 97V96H71ZM188 97V96H187ZM212 97L215 99V98H217L215 101L216 102H214V99H212ZM228 97V96H227ZM235 97V98H236ZM58 98H60L59 96H58ZM68 98H69V95H68V97H66V99L68 100ZM86 98V97H85ZM179 98V99H178ZM224 98V97H223ZM254 97H252V99H253ZM83 99H84V97H83ZM92 99V100H91ZM106 99V100H105ZM175 99V100H174ZM227 99V98H226ZM247 99H249V101L251 100V96L249 97V98H247ZM258 99H260V100H258ZM36 101H38L37 99H35ZM35 100L33 101V100H31L30 102H31V104H34V103H37V102H35ZM57 100H59V103H61L60 102V100H62V99H57ZM76 100V99H75ZM85 100H87V99H85ZM85 100H84V102H85ZM225 100V99H224ZM46 101V99H42L41 100V104L43 105V104H45V103H43V102H45ZM52 101V100H51ZM54 101V100H53ZM70 101V100H69ZM77 101V103L80 101H78V100H76ZM75 101V102H76ZM244 102H245V98H244V100H243ZM251 101H254V100H251ZM250 101V102H251ZM257 101H255V102H257ZM58 102V101H57ZM80 102H82V100L80 101ZM79 102V103H80ZM228 102V101H227ZM250 102H249V104H250ZM47 103H48V100H47ZM74 103V102H73ZM236 103V102H235ZM248 103V102H247ZM10 106L12 105H15V102L14 101H11V102H9L8 103ZM50 104V103H49ZM52 104V103H51ZM50 104V105H51ZM54 104V103H53ZM65 104L67 105V103H66V101H65ZM227 104V103H226ZM8 105V106H9ZM17 105V104H16ZM35 105V104H34ZM33 105V106H34ZM46 105V104H45ZM49 105V109L50 108H52L53 107V105H51L50 106ZM60 105V104H59ZM69 105H70V103H69ZM86 105H87V107H86ZM158 105L159 106H161L162 108L160 109L159 107H158ZM231 105H232V103H231ZM237 105V104H236ZM253 105H255V103L254 104H252V102H251V106H253ZM6 106V105H5ZM8 106H6V107H8ZM30 106V105H29ZM36 106V105H35ZM33 107V108H36V107ZM44 106V105H43ZM47 106V105H46ZM74 106H77V105H74ZM73 106V107H74ZM227 106H229V104L227 105ZM233 106V105H232ZM13 107H15V106H13ZM87 109V111L88 112H86V109ZM222 108V110H221V108ZM224 107V108H223ZM255 107H257V106H255ZM48 108V107H47ZM54 108V107H53ZM236 108V107H235ZM254 107H252V109H253ZM258 108V107H257ZM257 108L255 109V111L257 110ZM62 109V108H61ZM61 109H59V110H61ZM65 109V108H64ZM64 109H62V111L64 110ZM230 109V108H229ZM14 110V109H13ZM35 110H38L37 108L35 109ZM54 110V109H53ZM52 110V111H53ZM58 110V111H59ZM73 110V111H72ZM221 112H220V111ZM236 110V109H235ZM48 111H50V110H48ZM84 112L85 111V113H83V115H85V117L83 118V116H81L82 114H81V112ZM216 111H218V112H216ZM249 111H250V109H249ZM253 111V113H254V110H252ZM2 112H4V111H2ZM225 112H227L226 110H225ZM246 112V111H245ZM257 112H258V110H257ZM257 112L255 113V114H257ZM15 113V112H14ZM19 113H20V110H19ZM75 113H80V114H75ZM87 113H89V116H88V114ZM228 113V112H227ZM260 113V112H259ZM258 113V114H259ZM4 115V113H1L0 112V118H2V116ZM21 114V113H20ZM50 114V113H49ZM55 114V113H54ZM217 114V115H216ZM225 114V113H224ZM261 114V113H260ZM16 115V114H15ZM58 115V114H57ZM66 115H67V113H66ZM65 114H64V116H66ZM226 115V114H225ZM229 115H230V113H229ZM229 115H227V116H229ZM249 115V114H248ZM250 115H251V113H250ZM6 116V115H5ZM42 116H44V115H42ZM51 116V115H50ZM62 116V115H61ZM68 116V115H67ZM79 116H81L82 118V120H80V117H79V120H80V122H79V120H78V117ZM87 116H88V118H89V120H88V118H87ZM259 116V115H258ZM258 116H256V117H258ZM18 117V116H17ZM17 117L15 116V121L17 120ZM47 117H48V115H47ZM46 117V118H47ZM56 117V116H55ZM69 117V116H68ZM237 117H238V114H237ZM236 117V118H237ZM10 118H12V117H10ZM9 118V119H10ZM20 119L21 118H23V117H19ZM37 119V118H36ZM35 119V120H36ZM70 119V118H69ZM72 119V118H71ZM260 119L261 120H259V122L260 121H262V120H264V119H262L261 117H260ZM8 120V119H7ZM46 120V119H45ZM48 120H50L49 119V117H48ZM52 120L53 119H51V122H52ZM56 120V119H55ZM61 121L63 120L62 118L60 119ZM66 119H64V121H65ZM74 120V119H73ZM72 120V121H73ZM84 120H86V121H84ZM226 120V119H225ZM239 120V119H238ZM253 119H251V121H252ZM258 120V119H257ZM257 120H256V122H257ZM3 121V120H2ZM5 121V120H4ZM13 121V120H12ZM19 121V120H18ZM47 121V120H46ZM54 121V120H53ZM69 121V120H68ZM75 121V120H74ZM89 121H90V123H89ZM114 121V122H113ZM229 121V120H228ZM245 121V120H244ZM255 121V120H254ZM7 122V121H6ZM14 122V121H13ZM50 122V121H49ZM63 122V121H62ZM70 122V121H69ZM69 122H67V123H69ZM85 122H88L87 123V125H83V123L84 124H86ZM100 122H101V120H100ZM223 122H225V121H223ZM238 122V121H237ZM262 122H264V121H262ZM262 122H261V124L260 125H262ZM16 123V122H15ZM21 123V122H20ZM30 123V122H29ZM39 123V122H38ZM52 123H54V122H52ZM51 123V124H52ZM58 123H59V120H58ZM71 123V122H70ZM96 123H99V121L98 122H96ZM108 123V122H107ZM43 124V123H42ZM48 124V123H47ZM46 124V125H47ZM50 124V123H49ZM73 124V123H72ZM94 124H95V122H94ZM111 123H109V126H112V124L110 125ZM222 124V123H221ZM254 124V123H253ZM256 124V123H255ZM255 124H254V126H255ZM39 125V124H38ZM56 125H58V124H56ZM66 125H68L69 126V124H66ZM75 125V124H74ZM74 125H72V126H74ZM77 125H76V127H77ZM99 125V124H98ZM105 125V124H104ZM108 125V124H107ZM114 125L112 126L113 128H115L114 127ZM224 125V124H223ZM237 125H238V123H237ZM259 125V126H260ZM17 126V125H16ZM52 127H53V125H51ZM65 126V125H64ZM68 126H66V127H68ZM71 126V127H72ZM85 126V127H84ZM91 126V125H90ZM108 126V127H109ZM217 126H218V128H217ZM225 126L226 125H224V128H225ZM230 126V125H229ZM244 126V125H243ZM37 127V126H36ZM70 127V126H69ZM87 127V128H88ZM102 127H103V125H102ZM19 128V127H18ZM24 128V127H23ZM49 128V127H48ZM51 128V127H50ZM86 128V129H87ZM91 128V127H90ZM104 128H105V126H104ZM104 128H102V129H104ZM111 128V127H110ZM112 128V129H113ZM125 128V129H124ZM256 128V127H255ZM17 129V128H16ZM32 129V128H31ZM34 129V128H33ZM56 129V128H55ZM62 129V128H61ZM73 129V128H72ZM77 129H79V128H77ZM82 129V133L84 134V132H86L87 134H84L86 137H87V135H88V138H90L91 137V135L89 134L90 133V130H89V132H87V130L85 129ZM228 129V128H227ZM231 129V128H230ZM237 129V128H236ZM258 129H260L261 130V128H258ZM257 129V130H258ZM22 131L24 130V129H21ZM46 130V129H45ZM67 130V129H66ZM69 130H71V129H69ZM75 130V132L77 131V132H79V131H81V129H79V131L78 130H76V129H74ZM84 130V131H83ZM126 130V131H125ZM237 130H239V129H237ZM245 130V129H244ZM244 130H239L238 131V133H240V136H241V138H240V140L242 141V143L243 144H245L244 145V148L246 147V148H248V149H250L251 151H250V157H249V154L247 155V153H246V156H244V157H246V159H248L251 163H252V161L253 162H258L259 163V161H258V159L260 158V156L261 155H264V154H262L261 152H258L256 149H252V148H250V146H251V144H250V142H249V139H248V137H247V135H248V131H245L246 133H247V135H246V133L244 132ZM17 131V130H16ZM29 131V130H28ZM41 131V130H40ZM54 131V130H53ZM63 131L64 130H62V132L61 133H63ZM105 131H107V130H103V134L104 133H106ZM227 131V130H226ZM262 131H264V127H262ZM262 131H261V133H262ZM18 132V131H17ZM33 132H35V131H33ZM46 131H44V133H45ZM112 132V131H111ZM233 132V131H232ZM24 133V132H23ZM31 133V132H30ZM50 133V132H49ZM53 133V132H52ZM70 133H72V132H70ZM99 133V132H98ZM97 133V134H98ZM101 133V134H102ZM108 133H110V132H108ZM230 132H228V134H229ZM18 134V133H17ZM32 134V133H31ZM36 134V133H35ZM35 134H33V135H35ZM41 134H43V133H41ZM69 133H67L66 134V136L68 135ZM74 134H76V133H73L72 135L74 136ZM79 134H81V132L79 133ZM79 134L78 135H76V137L78 136V137H80L79 136ZM82 134V135H83ZM129 134H128V139H129ZM136 134V135H135ZM138 134V135H137ZM223 134V133H222ZM257 134H260V132H258ZM47 135V134H46ZM51 135V134H50ZM59 135V134H58ZM61 135V134H60ZM100 135V134H99ZM108 136V134L106 133V134H104V136H105V138ZM110 135H111V133H110ZM109 135V136H110ZM124 135V134H123ZM211 135V136H210ZM233 135H235L234 133H233ZM3 136V135H2ZM16 136V135H15ZM19 136V135H18ZM41 136H43V135H41ZM48 136H49V134H48ZM65 136V137H66ZM85 136H83V138L82 139H85V143H88V142H86V137ZM103 136V137H104ZM136 136V137H135ZM208 136V137H207ZM258 136H260V135H258ZM7 137V136H6ZM17 137V136H16ZM15 137V138H16ZM34 137H36V136H34ZM33 137V138H34ZM38 137V136H37ZM55 137V136H54ZM76 137H73L74 138V140L76 139ZM101 137V136H100ZM103 137H101V138H103ZM112 137V136H111ZM111 137H108V138H111ZM113 137H114V135H113ZM123 137V136H122ZM137 137H139V138H137ZM216 137V136H215ZM230 137H232V136H230ZM229 137V138H230ZM235 137H236V135H235ZM19 138H20V136H19ZM28 138V137H27ZM27 138H25V139H27ZM31 138H32V136H31ZM42 138V137H41ZM69 138V137H68ZM67 138V139H68ZM97 138H98V140L100 139L99 138V136H97ZM116 138L117 137H115L114 138V140L116 141ZM124 138V137H123ZM143 138H141V139H143ZM166 138V139H165ZM224 138V137H223ZM262 138H264V137H262ZM261 138V139H262ZM2 139V138H1ZM37 139V138H36ZM47 139V138H46ZM59 139V138H58ZM161 139V140H162ZM221 139V138H220ZM231 139V138H230ZM235 138H232V140H234ZM22 140V139H21ZM20 140V141H21ZM31 140V139H30ZM42 140V139H41ZM49 141H50V139H48ZM55 140V139H54ZM63 140H65V138H63ZM77 140V139H76ZM110 140V139H109ZM113 140V139H112ZM118 140V139H117ZM160 140V141H161ZM188 140H190V141H188ZM222 140V139H221ZM223 140H225V139H223ZM258 140H260V139H258ZM2 141H3V139H2ZM5 141V140H4ZM8 141H9V138H8ZM7 141V142H8ZM35 141V140H34ZM43 141V140H42ZM42 141H40V142H42ZM47 141V140H46ZM49 141H48V144H49ZM71 141V140H70ZM69 141V142H70ZM84 141V140H83ZM115 141H113V142H115ZM134 141V140H133ZM140 141V140H139ZM153 141V140H152ZM173 141L174 142H176L175 144L173 143ZM190 144V145H187L186 143L187 142ZM191 141H192V143H191ZM236 141V140H235ZM22 142V141H21ZM26 142V141H25ZM33 142V141H32ZM39 142V141H38ZM51 142V141H50ZM74 142V141H73ZM76 142V141H75ZM98 142H100V141H98ZM97 142V143H98ZM103 142V141H102ZM122 142H124V141H122ZM148 142V143H149ZM165 142H162V144L163 143H165ZM171 144H173V145H171ZM199 142V143H198ZM220 142V141H219ZM239 142V141H238ZM237 142V143H238ZM262 142H264V141H262ZM43 143V142H42ZM45 143V142H44ZM59 143V142H58ZM61 144H62V141L60 142ZM76 143H79V142H76ZM83 143V142H82ZM84 143V144H85ZM101 143V142H100ZM104 143V142H103ZM126 143V142H125ZM127 143H129L128 141H127ZM140 143V142H139ZM145 143V142H144ZM143 143V144H144ZM151 143V142H150ZM0 144H2V142L0 143ZM3 144H5V143H3ZM23 144V143H22ZM55 144V143H54ZM66 143H64V145H65ZM69 144V143H68ZM89 145H91V142L90 143H88ZM86 145V147H88L89 145ZM99 144V143H98ZM115 144V143H114ZM121 144V143H120ZM155 144V143H154ZM161 144V143H160ZM204 144H203V146H204ZM18 145V144H17ZM32 145V144H31ZM46 146H47V144H45ZM60 145V144H59ZM63 145V146H64ZM70 145V144H69ZM81 145V146H80ZM122 145V144H121ZM126 145V144H125ZM128 145V144H127ZM130 145V144H129ZM128 145V146H129ZM131 145H132V143H131ZM136 144H135V142H134V146H135ZM151 145H153V144H151ZM208 145H209V141H208ZM212 145V144H211ZM2 146V145H1ZM5 146V145H4ZM22 146V145H21ZM25 146V145H24ZM27 146V145H26ZM50 146V145H49ZM54 146V145H53ZM68 146V145H67ZM66 146V147H67ZM77 146H80V148L79 147H77V148H79V150L81 151V147H82V144H79V145H77ZM115 146V145H114ZM114 146H113V149H114ZM140 146V145H139ZM142 146H144V145H142V143H141V148H142ZM166 146V145H165ZM171 146H173V147H171ZM192 146V147H191ZM200 146V145H199ZM202 146V147H203ZM210 146V145H209ZM227 146H229V145H227ZM239 146V145H238ZM242 146V145H241ZM30 147V146H29ZM44 147V146H43ZM92 147V146H91ZM91 147H90V149H91ZM97 147V146H96ZM130 147V146H129ZM133 147V146H132ZM169 147H171V148H169ZM177 147V148H176ZM190 147V148H189ZM205 147V146H204ZM203 147V149L205 150V148ZM211 147V146H210ZM31 148V147H30ZM39 148V147H38ZM47 148H49V147H46L45 148V150L47 151ZM54 148V147H53ZM89 148V147H88ZM110 148V147H109ZM109 148H108V150H109ZM120 148V147H119ZM126 148V147H125ZM137 148H139V147H137ZM144 148V147H143ZM142 148V150L141 151H143V150H145V148L143 149ZM163 148V147H162ZM201 148V147H200ZM223 148V147H222ZM229 148V147H228ZM3 148L1 147V149L0 150H2ZM41 149V148H40ZM52 149V148H51ZM59 149H60V146H59ZM63 149H65V148H63L62 147V150ZM67 149V148H66ZM83 149V148H82ZM89 149V150H90ZM105 149H107V148H105ZM111 149V148H110ZM127 149V148H126ZM131 149V148H130ZM156 149V148H155ZM195 149V150H194ZM197 149V150H198ZM224 149V148H223ZM242 149V148H241ZM5 150H6V148H5ZM56 150V149H55ZM62 150H61V152H62ZM94 150V149H93ZM108 150H107V152H108ZM121 150V149H120ZM123 150V149H122ZM132 150H133V148H132ZM140 150V149H139ZM138 150V151H139ZM157 150H159V149H156V152H157ZM169 150V151H170ZM172 150V151H173ZM208 150V149H207ZM225 150H226V148H225ZM229 150V149H228ZM231 150V149H230ZM42 151V150H41ZM40 151V152H41ZM64 151H66V150H64ZM86 151V149H84V152ZM96 151V150H95ZM98 151H99V149H98ZM112 151V150H111ZM119 150H117L116 151V153L118 152ZM129 151V150H128ZM146 151V150H145ZM165 151V150H164ZM175 151V150H174ZM243 151V150H242ZM3 152H5V151H3ZM7 152V151H6ZM32 152V151H31ZM39 152V151H38ZM57 152H60V150H58ZM60 152V153H61ZM67 153H68V151H66ZM83 152V153H84ZM88 152V151H87ZM91 151H89L88 153H90ZM93 152V151H92ZM106 152V153H107ZM113 152V151H112ZM121 152V151H120ZM124 152V151H123ZM198 151H196V153H197ZM227 152H229V151H227ZM244 152V151H243ZM248 153H249V151H247ZM45 153V152H44ZM47 153V152H46ZM63 153V152H62ZM83 153H81L80 152V154L82 155ZM87 153V154H88ZM114 153V152H113ZM125 153V152H124ZM123 153V154H124ZM134 153H135V156L134 157H136V155H137V153H136V151H134ZM146 153H147V151H146ZM146 153H143V155H141L140 153L137 155V157L140 155V157H142L143 156V159H142V161L141 162H145V163H147L148 161L147 160H144V159H147V154ZM158 153H160L161 154V152H158ZM195 153V154H196ZM204 153V152H203ZM232 153H233V150H232ZM252 153V154H251ZM58 154V153H57ZM65 154V153H64ZM92 154V153H91ZM102 154V153H101ZM146 154V155H145ZM165 154V153H164ZM27 155H29V154H27ZM34 155V154H33ZM56 155V154H55ZM105 155V154H104ZM112 156L111 157H113L114 155L113 154H111ZM126 155V154H125ZM145 155V156H144ZM165 155H167V154H165ZM197 155H198V153H197ZM206 155V154H205ZM215 155V154H214ZM226 155H228L227 153H226ZM231 155V154H230ZM243 155H245V153L243 154ZM36 156V155H35ZM39 156H41L40 154H39ZM44 156V155H43ZM43 156H41V158L43 157ZM68 156V155H67ZM88 156V158L90 157V155L88 154L87 155ZM96 156H98V159H99V157H100V159H101V155L99 156V153H98V155L96 154ZM105 156H107V155H105ZM127 156V155H126ZM168 156V155H167ZM190 156V157H189ZM240 156V155H239ZM50 157V156H49ZM70 157V156H69ZM94 157V156H93ZM108 157V156H107ZM119 157V156H118ZM123 157V156H122ZM122 157H121V160H122ZM129 157V156H128ZM132 157V156H131ZM131 157H129V158H131ZM190 159H189V158ZM197 157V156H196ZM244 157H242L243 159H244ZM38 158V157H37ZM40 158V157H39ZM48 158V157H47ZM51 158H53V157H51ZM51 158H50V160H51ZM56 158H58V157H56ZM91 158V157H90ZM89 158V159H90ZM115 158V157H114ZM125 158V157H124ZM170 158V157H169ZM212 158H214L213 156H212ZM231 158H233V157H231ZM236 158V157H235ZM234 158V159H235ZM238 158H240V157H238ZM31 159H33V157H31ZM59 160H60V155H59V158H58ZM72 159V158H71ZM96 159V161H97V158H95ZM171 159H173V157L172 158H170V160ZM187 159H189V161L191 162V163H187ZM209 159H210V157H209ZM35 160H36V158H35ZM40 160V159H39ZM43 160V159H42ZM41 160V161H42ZM45 160V159H44ZM102 160V159H101ZM111 160H113V158L111 159ZM125 160H127V159H125ZM144 160V161H143ZM175 160L176 159H173V163L174 164H176L175 163ZM178 160V166L180 165V161ZM192 160V161H191ZM197 160H198V157H197ZM196 160V161H197ZM228 160H233V159H228ZM237 160V159H236ZM239 160H241V159H239ZM245 160V159H244ZM243 160V162H245ZM73 161V160H72ZM94 161V160H93ZM105 161H108V160H105ZM110 161V160H109ZM108 161V162H109ZM118 162H119V160H117ZM147 161V162H146ZM177 161V160H176ZM199 161V160H198ZM197 161V162H198ZM229 161V163H232V162H230ZM39 162V161H38ZM51 162V161H50ZM57 162H59V161H57ZM100 162V161H99ZM99 162L97 161V163L99 164ZM112 162V161H111ZM114 162H116V158H115V161ZM117 162V163H118ZM125 162V161H124ZM127 162V161H126ZM126 162H125V165H126ZM131 162V161H130ZM208 162V161H207ZM238 162V161H237ZM4 163H6V162H4ZM106 163V162H105ZM123 163V162H122ZM128 163V162H127ZM234 163V162H233ZM261 164V166L262 165H264V164H262V162H260ZM40 164V163H39ZM49 164V163H48ZM53 164V163H52ZM54 164H55V162H54ZM56 164H58V163H56ZM55 164V165H56ZM74 164H75V162H74ZM94 164H95V161H94ZM119 164V163H118ZM187 164H188V167H187ZM190 164L191 165H193L192 167L190 166ZM198 164V163H197ZM207 164V163H206ZM253 164V163H252ZM107 165V164H106ZM149 165V164H148ZM181 165H182V163H181ZM199 165V164H198ZM209 165V164H208ZM216 165V164H215ZM231 165V164H230ZM243 165H244V163H243ZM248 165H249V163H248ZM259 165V166H260ZM1 166V165H0ZM42 166V165H41ZM100 166V165H99ZM109 166H111L110 164H109ZM119 166L121 167V164H119ZM210 166L211 165H209V166H207L208 167V169H210ZM222 166V165H221ZM220 166V167H221ZM232 166H233V164H232ZM260 166V167H261ZM45 168H47L46 166H44ZM56 167V166H55ZM219 167V166H218ZM259 167V169H262V168H260ZM49 168V167H48ZM52 168V167H51ZM54 168V167H53ZM125 168V167H124ZM123 168V169H124ZM179 168V167H178ZM181 168V167H180ZM182 168H183V166H182ZM198 168H199V166H198ZM215 168V167H214ZM104 169V168H103ZM112 169V168H111ZM122 169V170H123ZM127 169V168H126ZM232 169H233V167H232ZM249 169H251V168H249ZM105 170V169H104ZM103 170V171H104ZM125 170V169H124ZM124 170H123V173H124ZM176 170V169H175ZM195 170V169H194ZM195 170V171H196ZM216 170V169H215ZM218 170V169H217ZM255 170V169H254ZM4 171H5V169H4ZM178 171V170H177ZM187 171V172H188ZM214 170H212V172H213ZM228 171V170H227ZM231 171V170H230ZM234 171H235V169H234ZM251 171V170H250ZM9 172V171H8ZM7 172V173H8ZM107 172H108V170H107ZM113 172V171H112ZM179 172V171H178ZM177 172V173H178ZM181 172V171H180ZM179 172V173H180ZM185 172V171H184ZM186 172V173H187ZM208 172H209V170H208ZM257 172V171H256ZM261 172H264V171H262L261 170ZM103 173V172H102ZM119 174L121 173V171L120 172H118ZM118 173H116V174H118ZM182 173H183V171H182ZM215 173V172H214ZM213 173V174H214ZM218 173V172H217ZM216 173V174H217ZM221 173H224L223 171L221 172ZM105 174H107V173H105L104 172V176H106ZM190 174V175H189ZM213 174H211V177L213 176ZM249 174V173H248ZM252 174H254V172L252 173ZM4 175V174H3ZM2 175V176H3ZM174 175H176V174H174ZM197 175V174H196ZM195 175V176H196ZM208 175V174H207ZM222 175V174H221ZM221 175H219V176H221ZM250 175V174H249ZM256 175H258V174H256ZM256 175H254V176H256ZM124 178L123 179H126L127 177L125 176V174H123L122 175ZM121 176V177H122ZM178 176V175H177ZM176 176V177H177ZM182 176V175H181ZM197 176H199V175H197ZM223 176V175H222ZM220 177L221 179L223 178V177ZM5 177H6V175H5ZM103 177V176H102ZM171 177V176H170ZM183 177V176H182ZM208 176H206V178H207ZM249 177H251V176H249ZM181 178V177H180ZM180 178H179V180L178 179H176V178H174V179H171L170 180V187L172 188L173 187V189L174 188H176L177 186H182V184H183V179L184 178H181L182 180L180 181ZM186 178V179H187ZM198 178V177H197ZM196 178V180H198ZM206 178H205V181H206ZM209 178V177H208ZM213 179H214V177H212ZM212 178H211V180L210 181H213L212 180ZM220 178L219 179H217L216 178V180H220ZM241 178V177H240ZM252 179H253V176L251 177ZM259 178V177H258ZM117 179V178H116ZM129 179H130V177H129ZM155 179V178H154ZM185 179V180H186ZM210 179V178H209ZM0 180H2V179H0ZM113 180V179H112ZM190 180H194L192 177H190ZM117 181V180H116ZM126 181V180H125ZM150 181V180H149ZM205 181H204V183H205ZM209 181V182H210ZM223 181V180H222ZM151 182V181H150ZM154 182V181H153ZM156 182V181H155ZM161 181H159V183H160ZM200 182H202V181H200ZM221 182V181H220ZM225 182V181H224ZM1 183V182H0ZM152 183V182H151ZM158 183V185L159 186H156V187H159L158 188V190H160V188H162L163 190H165L163 187L164 186H162V184H161V186H160V184ZM187 183V182H186ZM186 183H185V185H186ZM190 183H191V181H190ZM199 183V182H198ZM198 183H195V184H198ZM203 183V182H202ZM201 183V184H202ZM202 184V185H204V187H206L205 186V184ZM213 183L214 182H212V183H209L208 184V187L207 188H214V186L215 185H213ZM223 183V182H222ZM240 183V182H239ZM107 184V183H106ZM114 184V183H113ZM112 184V185H113ZM126 184V183H125ZM142 184H143V182H142ZM200 184V183H199ZM215 184V183H214ZM221 184V183H220ZM224 184V183H223ZM111 185V186H112ZM141 185V184H140ZM152 186H153V184H151ZM156 185H157V183H156ZM185 185H183V188H185ZM193 185V184H192ZM258 185V184H257ZM61 186V185H60ZM65 186V185H64ZM63 186V187H64ZM188 186H189V182H188ZM193 186H195V185H193ZM210 186H213V187H210ZM216 186H218V185H216ZM215 186V187H216ZM220 186V185H219ZM219 186L217 187V188H219ZM258 186H260V185H258ZM73 187V186H72ZM71 187V188H72ZM155 187V188H156ZM190 187V186H189ZM199 188L198 189H200L201 188V186H198ZM261 187V186H260ZM81 188L82 187H77V189H76V192H74V193H76V194H74V195H76V197L74 198V201H72V200H70V201H68V203H70L71 201L74 203V204H72V205H74V208H75V205H77L80 201H82L83 200V198H81V196L79 195V193L81 192ZM84 188H86V187H84ZM83 188V189H84ZM139 188V187H138ZM142 188H143V186H142ZM149 188H150V186H149ZM154 188V189H155ZM195 188V187H194ZM206 188V189H207ZM238 188V187H237ZM61 189V188H60ZM79 189V190H78ZM144 189V188H143ZM205 189V188H204ZM203 189V190H204ZM205 189V190H206ZM215 189V188H214ZM213 189V190H214ZM240 189V190H239ZM238 190L239 191H241V188H239ZM50 190V189H49ZM57 190V189H56ZM65 190V189H64ZM69 190V189H68ZM68 190H67V192H68ZM85 190V189H84ZM83 190V191H84ZM145 190V189H144ZM156 190V189H155ZM155 190H153L152 191V193L153 192H155ZM158 190H156V191H158ZM163 190H161V191H163ZM221 190V189H220ZM224 190V189H223ZM229 190V189H228ZM227 190V191H228ZM237 190V189H236ZM256 190H257V188H256ZM54 191V190H53ZM52 191V192H53ZM59 191V190H58ZM70 191H72L71 189H70ZM189 191V190H188ZM195 191H200V190H196L195 189ZM211 191V190H210ZM214 191H216V189L214 190ZM213 191V192H214ZM219 191V190H218ZM222 191V190H221ZM134 192H136V191H134ZM140 192H141V190H140ZM205 192V191H204ZM204 192H201V197H203V195H202V193L204 194ZM230 192V191H229ZM50 193V192H49ZM54 193V192H53ZM69 193V192H68ZM71 193V192H70ZM145 193V192H144ZM157 193V192H156ZM159 194L160 193H162V192H158ZM235 193V192H234ZM234 193H232V194H234ZM45 194H46V192H45ZM72 194V195H73ZM154 194V193H153ZM152 194V195H153ZM164 194V193H163ZM188 194H191V193H188ZM193 194V193H192ZM199 194V193H198ZM198 194L197 195H193V196H196V197H198ZM209 194H211V193H209ZM220 194V193H219ZM230 194V193H229ZM46 195H48V194H46ZM136 195V194H135ZM139 195V194H138ZM142 195V194H141ZM151 195V194H150ZM155 195V194H154ZM166 195V194H165ZM222 195H225V193H222ZM262 195H264V194H262ZM63 196V195H62ZM67 196V195H66ZM68 196H70V195H68ZM129 196V195H128ZM143 196V195H142ZM141 196V197H142ZM192 196V197H193ZM210 196V195H209ZM212 196V195H211ZM230 196V195H229ZM237 196V195H236ZM260 196V195H259ZM72 197V196H71ZM140 196H139V198H141ZM144 197V196H143ZM141 198V199H143V200H145L146 198H147V195H146V197H145V199L144 198ZM200 197V198H201ZM63 198H64V196H63ZM69 198V197H68ZM67 198V200H69ZM73 198V197H72ZM133 198V197H132ZM152 198V197H151ZM166 198V197H165ZM164 197H163V199H165ZM210 198V197H209ZM209 198H207V199H209ZM225 198H226V195H225ZM258 198V197H257ZM256 198V199H257ZM261 198H262V196H261ZM47 199V198H46ZM136 199H138V198H136ZM135 199V200H136ZM154 199V198H153ZM183 199V198H182ZM202 199V198H201ZM207 199H205V201H207ZM222 199V198H221ZM223 199H224V197H223ZM66 200V199H65ZM66 200V201H67ZM143 200H141L140 201V199H139V201H140V204H142L143 203ZM158 200V199H157ZM174 200H176V199H174ZM189 200V199H188ZM193 202L192 203H194L196 200V202L195 203H197V205L195 204V205H193L192 207H193V209H199V205L201 204H204V202H202L200 199H196L195 200V197H193ZM211 200H214V199H212V197H211V199H210V202H211ZM118 201V200H117ZM138 201V200H137ZM191 201V200H190ZM199 201H201V202H199ZM204 201V200H203ZM255 201V200H254ZM43 202V201H42ZM71 202V203H72ZM86 203H87V201H85ZM123 202H124V200H123ZM128 202V201H127ZM134 202V201H133ZM132 202V203H133ZM142 202V203H141ZM158 202V201H157ZM161 202V201H160ZM208 203H209V200L207 201ZM49 203V202H48ZM71 203H70V205H71ZM85 203V204H86ZM110 203V202H109ZM120 203H122L121 201H120ZM136 203V202H135ZM177 203V202H176ZM190 203V202H189ZM208 203H207V205H208ZM213 203H214V201H213ZM238 203V202H237ZM237 203H235V204H237ZM113 204V203H112ZM117 204V203H116ZM123 204V203H122ZM122 204H120L121 206H122ZM137 205L139 204V203H136ZM162 204H163V202H162ZM162 204L160 205L161 207H162ZM234 204V205H235ZM239 204V203H238ZM259 204H260V202H259ZM125 205H127V204H123V206L121 207L122 208V211H124V210H126L127 208H125ZM130 205V204H129ZM133 205V204H132ZM148 205V204H147ZM146 205V207H148ZM156 206H157V204H155ZM164 206L165 205H167V203L166 204H163ZM212 205V204H211ZM262 205H264V204H262ZM103 206V205H102ZM139 206V205H138ZM152 206H153V204H152ZM156 206H154V211L153 210H151V208H150V210H151V212L153 211V213L156 211L155 210V207ZM231 206V205H230ZM230 206H228L229 207V209H230ZM240 206H241V204H240ZM72 207V206H71ZM101 207V206H100ZM116 207V206H115ZM118 207H119V205H118ZM142 207H143V204H142ZM161 207H160V209L158 210V211H161ZM166 207H168V206H166ZM165 207V210L167 209ZM170 207V206H169ZM177 209H176V213H177V211H181V212H184V213H186L187 211H188V204H187V200H179V202H178V204H177ZM228 207H227V209H226V211H228ZM233 207V206H232ZM231 207V208H232ZM242 207V206H241ZM125 208V209H124ZM141 208V207H140ZM171 208V207H170ZM205 208H206V206H205ZM209 207L207 206V209H208ZM210 208H211V206H210ZM50 209V208H49ZM72 209V208H71ZM117 209V208H116ZM120 209V208H119ZM143 209V208H142ZM145 209V208H144ZM148 209V208H147ZM206 209V211L208 212V210ZM224 209V208H223ZM84 210V209H83ZM127 210H129V209H127ZM126 210V211H127ZM149 210V211H150ZM162 210H163V208H162ZM164 210V211H165ZM171 209H168V219H169V216L170 217H172V215L175 217V215H174V212H173V214L172 215H170V211ZM236 210V209H235ZM70 211V210H69ZM107 211V210H106ZM117 211V210H116ZM126 211H124V212H126ZM133 211H134V209H133ZM148 211V210H147ZM164 211H163V213H164ZM167 211V210H166ZM166 211H165V214H166ZM226 211L224 212V213H226ZM233 211V210H232ZM101 212V211H100ZM108 212V211H107ZM106 212V213H107ZM124 212L122 213L123 215H125L124 214ZM33 213V212H32ZM59 213H60V211H59ZM69 213L70 212H68L67 211V214L69 215ZM110 213V212H109ZM127 213V212H126ZM157 213V212H156ZM163 213H161V214H163ZM204 213V212H203ZM203 213L201 212V214L203 215ZM67 214H66V212H65V215L67 216ZM71 214V213H70ZM149 214V213H148ZM152 214V213H151ZM150 214V215H151ZM160 214V213H159ZM200 214V215H201ZM230 214V213H229ZM237 214V212L235 213V215ZM240 214V213H239ZM32 215V214H31ZM61 215V214H60ZM64 214L63 215H61V216H65ZM107 216L109 215L108 213L106 214ZM120 215V214H119ZM127 215V214H126ZM125 215V216H126ZM150 215H148V216H150ZM177 215V214H176ZM204 215H206V214H204ZM234 215V216H235ZM241 215V214H240ZM70 216V215H69ZM89 216H91V215H89ZM117 216H118V214H117ZM124 216V217H125ZM157 216V215H156ZM209 216V215H208ZM230 216H231V214H230ZM144 217V216H143ZM151 217V216H150ZM160 217V216H159ZM174 217H172V219H174ZM205 217V216H204ZM238 217H239V215H238ZM31 218H33V217H31ZM147 218V217H146ZM180 218V217H179ZM203 218V217H202ZM201 218V219H202ZM234 218V217H233ZM58 219H60V218H58ZM64 219V218H63ZM88 216L86 217V216H83V217H80V219H78V220H76V221H72L71 220V222H67V224L68 225H71V224H74V225H78V226H83L84 224H86L87 222H88ZM90 219H92V217L90 218ZM108 219V218H107ZM106 219V220H107ZM130 219V218H129ZM151 219V218H150ZM156 219V218H155ZM181 219V218H180ZM185 219V218H184ZM237 219V218H236ZM99 220V219H98ZM119 220H121V219H119ZM131 220H132V218H131ZM136 220V219H135ZM164 220V219H163ZM170 220H171V218H170ZM203 220V219H202ZM94 221V220H93ZM177 221V220H176ZM204 221V220H203ZM124 222V221H123ZM169 223L171 222V221H168ZM172 222H174V221H172ZM179 222V221H178ZM100 223V222H99ZM165 223H166V221H165ZM175 223V222H174ZM174 223H172V225H174ZM180 223V222H179ZM183 223V222H182ZM233 223V222H232ZM261 223H262V221H261ZM261 223H259V224H261ZM126 224V223H125ZM156 224V223H155ZM171 224V223H170ZM176 224H178V223H176ZM190 224V223H189ZM206 224V223H205ZM208 224V223H207ZM123 225V224H122ZM163 225V224H162ZM166 225H168L167 223H166ZM182 225H184V224H182ZM245 225V224H244ZM109 226V225H108ZM155 226V225H154ZM156 226H158V225H156ZM207 226V225H206ZM104 227V226H103ZM172 226H169V228H171ZM174 227V226H173ZM182 227V226H181ZM184 227H187V226H183L181 229L183 230L184 229V231H185V228ZM190 227H192V226H190ZM9 228V227H8ZM105 228V227H104ZM149 228V230H152V229H150V226L148 227ZM155 228V227H154ZM165 228V227H164ZM176 228V227H175ZM172 229L173 231L175 230L176 231V229H177V231H178V228H176V229ZM188 228V230H189V227H187ZM187 228H186V230H187ZM167 229V228H166ZM170 229V230H171ZM194 229V228H193ZM70 230V229H69ZM107 230V229H106ZM141 230V229H140ZM144 230V229H143ZM146 230V229H145ZM163 230V229H162ZM169 231V229H168V231H169V233H168V236L169 235H171V236H169V238H172V240L173 241H171V239H169L168 237H165V240L166 239H168V240H166L167 241V243H165L166 241L165 240H163L164 239V236L165 235H167V233H161V230L158 232L159 233V236L157 237V235H158V233L157 234H151V235H156V237L157 238H159V239H161V237H162V243H161V241L159 240V239H154V241H152V243H150V244H157L158 246L160 245V244H162V247H165V245L167 246V244H171L170 246L172 247V244L174 245V247L175 246H177L178 248H179V246H181L180 244H182L181 243V241H179V240H181V239H183V238H178V237H181V236H179L178 234H179V231H180V233H181V230L179 229V231H178V234L177 233H175V235H177V238H176V236H175V239H174V236H172V234H170V232L172 233L173 231ZM187 230V235H186V237L188 236V235H191V234H189V233H193V231L195 232V230H193V231H191V228H190V230L188 231ZM5 231V230H4ZM65 231V230H64ZM72 231V230H71ZM135 231V230H134ZM142 231V230H141ZM154 231V230H153ZM152 231V232H153ZM158 231V230H157ZM166 231V230H165ZM164 231V232H165ZM168 231H166V232H168ZM197 231V230H196ZM70 232V231H69ZM140 232V231H139ZM149 232V231H148ZM156 232V231H155ZM163 232V231H162ZM183 232V231H182ZM6 233V232H5ZM66 233V232H65ZM64 233V234H65ZM73 233V232H72ZM76 233V232H75ZM115 233V232H114ZM143 233H145V232H143ZM174 233V232H173ZM184 233H186V232H183V234ZM146 234H148L147 232L145 233V235ZM160 234H163V235H161V237H160ZM60 236L62 235L61 233L59 234ZM59 235H57V236H59ZM142 235V234H141ZM181 235H182V233H181ZM226 235V234H225ZM63 236V235H62ZM69 236V235H68ZM183 236V235H182ZM70 238L69 239H71V237H73V236H69ZM98 237V236H97ZM155 237V238H156ZM185 235H184V240H185ZM61 238V237H60ZM68 238V237H67ZM57 239V238H56ZM73 239V238H72ZM71 239V241H74L75 242V240H72ZM81 239V238H80ZM96 239V238H95ZM176 239L179 241V243H178V241L176 242ZM189 239V238H188ZM61 240V239H60ZM67 240V239H66ZM65 240V241H66ZM102 241H103V239H101ZM174 240H175V242H174ZM183 240V245H184V242L186 243V240L184 241ZM58 241V240H57ZM68 241H70V240H68ZM77 241V240H76ZM82 241V240H81ZM92 241V240H91ZM104 241H105V239H104ZM163 241H165L164 243H163ZM188 241V240H187ZM191 241V240H190ZM189 241V242H190ZM55 242V241H54ZM79 242V241H78ZM77 242V243H78ZM172 242V243H171ZM59 243V242H58ZM179 244V245H175V244ZM196 243V242H195ZM200 243V242H199ZM71 244V243H70ZM82 244H84V243H82ZM95 244H98V243H95ZM188 244V243H187ZM191 244V243H190ZM105 245H106V243H105ZM141 245V244H140ZM152 245H149V246H152ZM156 245V246H157ZM83 246V245H82ZM107 246V245H106ZM143 246V245H142ZM161 246V245H160ZM159 246V247H160ZM83 247H86V246H83ZM82 247V248H83ZM145 247H147V246H145ZM169 246H167L166 248H168ZM186 247V246H185ZM187 247H189V246H187ZM186 247V248H187ZM35 248V247H34ZM57 248V247H56ZM77 248V247H76ZM101 248V247H100ZM101 249H103V248H101ZM145 249H149L148 247L147 248H145ZM150 249H151V247H150ZM149 249V250H150ZM160 249H161V247H160ZM183 249H184V247H183ZM32 250H35V249H32ZM39 250V249H38ZM38 250H37V252H38ZM42 250V249H41ZM75 250V249H74ZM86 250V249H85ZM100 250V249H99ZM149 250H146L147 251V253L149 252ZM164 250H165V248H164ZM179 250V249H178ZM185 250V249H184ZM151 251V250H150ZM160 251H162V250H160ZM182 251V250H181ZM100 252H102V251H100ZM105 252V251H104ZM107 252H109V251H107ZM158 252H159V250H158ZM65 253V252H64ZM86 253V252H85ZM151 253V252H150ZM149 253V254H150ZM69 254V253H68ZM149 254H147V255H149ZM66 255V254H65ZM151 255V254H150ZM104 256V255H103ZM160 256V255H159ZM162 256V255H161ZM67 257V256H66ZM155 257V256H154ZM85 258V257H84ZM95 258V257H94ZM158 258V257H157ZM156 258V259H157ZM161 257H159V259H160ZM162 258H163V256H162ZM177 258V257H176ZM175 258V261L177 260ZM262 258H264V257H262ZM70 259V258H69ZM72 259V258H71ZM145 259H146V257H145ZM155 259V260H156ZM4 260V259H3ZM94 260V259H93ZM105 261H106V258L104 259ZM109 260V259H108ZM107 260V261H108ZM122 260V259H121ZM150 260H151V257H150ZM164 260V259H163ZM162 259H160V261H162V262H165V260L163 261ZM5 261H7V260H5ZM85 261H86V259H85ZM87 261L89 262V260L87 259ZM104 261V262H105ZM157 261V260H156ZM167 261V260H166ZM208 261V260H207ZM4 262V261H3ZM2 262V263H3ZM7 262H9V261H7ZM6 262V263H7ZM103 262V263H104ZM159 262V261H158ZM85 263V262H84ZM94 263V262H93ZM93 263H91V264H93ZM153 263V262H152ZM157 263V262H156ZM177 264H179L178 262H176ZM175 263V264H176ZM81 264V263H80ZM108 264H110V263H108ZM182 264V263H181Z\"/></svg>", "mask_w": 264, "mask_h": 264}]
</instances>
